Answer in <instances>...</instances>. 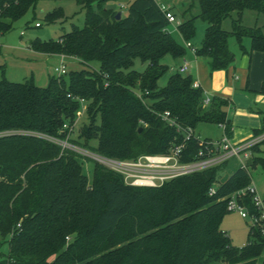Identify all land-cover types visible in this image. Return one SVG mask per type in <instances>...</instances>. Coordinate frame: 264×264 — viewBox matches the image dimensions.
Returning a JSON list of instances; mask_svg holds the SVG:
<instances>
[{
    "label": "trees",
    "instance_id": "obj_1",
    "mask_svg": "<svg viewBox=\"0 0 264 264\" xmlns=\"http://www.w3.org/2000/svg\"><path fill=\"white\" fill-rule=\"evenodd\" d=\"M39 1L0 0V35ZM75 1L85 10L84 26L31 46L75 57L88 68L72 70L68 78L52 76L45 87L32 79L0 80V239L8 247L0 250V264H264V237L238 247L222 228L228 197L252 181L248 167L264 169V140L250 148L248 167L237 169L210 195L219 165L157 187L134 186L98 161L90 178L82 155L27 133L67 139L63 125L76 120L78 98H84L88 123L69 140L104 157L137 159L183 144L181 160L195 159L204 144L196 137L185 140L163 120L165 111L184 127L210 122L232 136L229 101L213 95L204 105L205 91L194 87L191 74L174 73L159 86L169 71L162 58L184 57L188 49L168 31L171 23L157 0ZM120 4L127 13L118 20ZM248 10L264 14V0H190L178 31L190 41L197 20L206 22L196 54L208 58L211 71L227 69L236 59L232 37L243 53L264 52L262 28L243 25ZM63 17L61 7L46 14L49 22ZM228 18L232 30L223 27ZM137 60L143 70L135 68ZM255 133H264V113ZM247 204L253 209L251 198Z\"/></svg>",
    "mask_w": 264,
    "mask_h": 264
},
{
    "label": "rangeland",
    "instance_id": "obj_2",
    "mask_svg": "<svg viewBox=\"0 0 264 264\" xmlns=\"http://www.w3.org/2000/svg\"><path fill=\"white\" fill-rule=\"evenodd\" d=\"M180 1L184 2L186 0ZM159 2L161 3V0H159ZM59 7L63 8L65 17L54 22H49L46 19V14ZM185 8V5L180 9L177 7L174 10V15L178 18H181V13ZM120 10L124 15H126L127 7H122ZM248 12V14H254L253 16H256V18L259 19L256 20V18L253 19L249 17L250 15H247L243 19V25L254 27L255 24H264L263 13H258L256 11ZM236 17L237 13L234 12L233 18ZM232 21V18L226 19L223 23V27L227 30H232ZM37 23H40V26H36ZM84 23L85 10L75 0L39 1L34 9H30L24 17L14 23L11 31L0 35V66L4 68L3 71L0 69V80L6 78L13 82H24L26 80L32 79L40 87L47 86L52 76H59V74L56 72V67L61 66V55L35 51L31 46L32 42L37 39L44 41L50 39L56 40L64 33L71 31L74 26L82 27L84 26ZM206 28V22L198 19L196 22V33L190 40L194 46L199 47L201 45ZM168 31L172 34L177 42L185 45L186 41L179 33L176 24L171 23L168 26ZM248 40L250 39L245 38V41L248 42ZM237 46L238 45L235 37H232L230 39L231 50H235ZM64 60L67 65V73L64 74L66 78H68V73L72 70L88 68L87 65L75 57L66 56ZM161 61L162 63L169 66L168 73L159 80V86L164 87L167 84L169 77L172 74L179 72L178 66L182 60L174 58L171 55H166ZM94 67L97 68L98 64H95ZM135 68L138 70H143L145 65L142 64L141 61L137 60ZM85 123H88V117L86 113L80 119L77 129L75 130L72 137H76L78 135L80 127ZM234 125L236 127L242 128L247 127L245 124L234 123ZM262 126L263 121L260 118V126H257L255 130L260 129ZM195 133L202 140L210 139L213 141L221 139L224 135V131L220 125L210 122L199 123L195 129ZM243 141L244 140H242L240 143ZM262 141L263 140L257 142L256 144H259ZM260 148L264 150V144H261ZM90 151L96 153L92 150ZM80 160L83 164L85 174L91 178L93 175L94 164L97 160L83 155L80 157ZM244 160L245 157L244 154H242L240 156H234L226 162L221 163L218 169L217 182L220 183L229 178L237 169L243 166ZM246 167L248 166L246 165ZM248 169L252 176L251 183L257 188L258 193L264 197V169L261 166H249ZM222 228L227 232L231 238L232 244L235 246L241 247L250 239L249 222L238 212L227 213L223 218ZM7 248V244L4 246L2 244V240L0 239V250L2 249V251L5 252L7 251Z\"/></svg>",
    "mask_w": 264,
    "mask_h": 264
},
{
    "label": "built area",
    "instance_id": "obj_3",
    "mask_svg": "<svg viewBox=\"0 0 264 264\" xmlns=\"http://www.w3.org/2000/svg\"><path fill=\"white\" fill-rule=\"evenodd\" d=\"M159 2V0H157ZM160 3V2H159ZM161 4V3H160ZM120 8L126 7L125 4H120ZM163 11L170 23L178 25L180 19L177 18L169 8L161 4ZM36 26H40L37 23ZM185 46L187 49L192 50L196 53V47L190 42L186 41ZM190 69V65L187 61H184L178 67V71L187 74ZM56 72L60 75L67 73V65L64 59H61V66L56 67ZM108 82H106V86ZM194 87H201L197 82L194 81ZM82 104L81 109L78 111V116L73 123L66 122L63 125L62 131H67L68 138L60 139L56 137L47 136L36 132H27L44 137L51 140L63 149L73 150L80 155L89 156L97 160L99 163L113 169L124 176L125 182L134 186H146V187H157L164 184L166 181L191 174L194 172L202 171L210 167L220 165L226 162L234 156H240L244 154L245 160L243 166L246 167L247 160L250 158V148L257 142L264 140V133L260 134L256 139L248 140L239 144H234L230 137L225 133L219 140H202L195 133V129L188 126L184 127L178 123L177 119L171 115L169 111H165L161 114L163 120H165L170 126H174L178 132L184 135L185 140H189L192 137H196L200 142L204 144L192 161L184 162L181 160L184 145H178L171 148L170 152L165 154H143L137 159H116L104 157L101 154L91 152L89 149L84 148L80 145L70 142L69 138L72 137L82 116L86 113L87 102L84 98H78ZM211 102V96L205 93L204 105H209ZM223 130L224 126L220 125ZM3 135V134H0ZM218 184H214L210 188V195L216 192ZM248 198H251L253 203V209L249 208L247 204ZM227 209L230 212H238L244 219L249 222V241L241 247L248 246L255 242L257 235L264 237V197H262L257 188L251 183L247 187L240 189L228 197ZM227 264V263H225ZM263 264V263H259Z\"/></svg>",
    "mask_w": 264,
    "mask_h": 264
},
{
    "label": "crops",
    "instance_id": "obj_4",
    "mask_svg": "<svg viewBox=\"0 0 264 264\" xmlns=\"http://www.w3.org/2000/svg\"><path fill=\"white\" fill-rule=\"evenodd\" d=\"M189 2L190 0L184 2L180 0H161V4L166 5L173 13H175L174 10L177 7L180 9L184 5L187 6ZM248 11L243 14V19L247 15H250L249 17L253 19L256 18V16H253L254 14H248ZM255 26L261 27L264 32V24H255ZM243 43L249 50L251 41L248 40L247 42L244 39ZM232 51L236 54L234 63L227 69L214 71L210 70L208 58L198 56L190 49L184 57L178 59L182 60L179 66L184 61L189 63L190 69L187 73L193 76L194 81L204 89L207 95L221 96L229 101L227 110L233 123V132L230 139L234 144H239L242 140L245 142L259 136L255 133V128L260 126V118L263 121L264 113V93L260 92L264 84V52L249 51L243 53L239 45ZM65 57L66 55H61L62 59H65ZM234 123L245 124L247 127H236ZM217 184L219 183L217 182Z\"/></svg>",
    "mask_w": 264,
    "mask_h": 264
},
{
    "label": "water",
    "instance_id": "obj_5",
    "mask_svg": "<svg viewBox=\"0 0 264 264\" xmlns=\"http://www.w3.org/2000/svg\"><path fill=\"white\" fill-rule=\"evenodd\" d=\"M122 14H123V12H122L121 10H119L118 13H117V15H116V18H117L118 20L121 19V18H122ZM251 161H252V159L249 158V159L247 160V164H250Z\"/></svg>",
    "mask_w": 264,
    "mask_h": 264
}]
</instances>
